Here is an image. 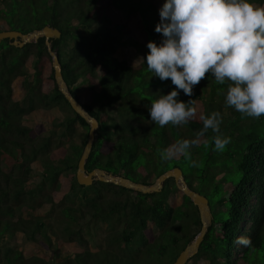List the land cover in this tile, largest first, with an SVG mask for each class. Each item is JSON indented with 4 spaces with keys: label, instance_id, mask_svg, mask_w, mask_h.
I'll list each match as a JSON object with an SVG mask.
<instances>
[{
    "label": "trees",
    "instance_id": "trees-1",
    "mask_svg": "<svg viewBox=\"0 0 264 264\" xmlns=\"http://www.w3.org/2000/svg\"><path fill=\"white\" fill-rule=\"evenodd\" d=\"M3 2L0 31L28 33L45 25L62 31L51 44L64 79L99 121L86 170L101 168L150 185L180 167L189 186L209 199L213 215L189 261L264 264V115L252 118L228 107L226 85L207 76L192 97L180 93L181 100L195 101L196 116L188 124L150 121L151 102L174 89L146 65L147 43L162 39L155 27L164 0ZM251 3L264 8V0ZM12 41L0 42V264H172L201 229L197 205L174 178L152 193L98 180L79 184L78 160L90 124L59 90L45 38L23 47ZM213 111L221 113L220 131L231 140L222 151L214 150L209 132L190 149L197 167L183 156L161 159L169 145L193 139L203 127L200 116ZM30 117L33 125L24 122ZM35 172L40 180L29 187ZM108 218L123 231L113 240L111 232L93 249L86 235ZM154 226L160 229L155 239ZM18 232L29 240L31 254L11 242ZM240 236L251 246L237 244Z\"/></svg>",
    "mask_w": 264,
    "mask_h": 264
},
{
    "label": "clouds",
    "instance_id": "clouds-1",
    "mask_svg": "<svg viewBox=\"0 0 264 264\" xmlns=\"http://www.w3.org/2000/svg\"><path fill=\"white\" fill-rule=\"evenodd\" d=\"M158 12L155 32L162 39L147 43L146 65L161 81L170 79L174 89L151 102L150 121L160 127L188 124L196 116L195 101L181 100L180 93L192 97L207 76L226 85L228 107L252 118L264 115V8L251 0H164ZM200 120L203 127L193 139L177 140L160 152L163 161L183 156L197 167L190 149L209 132L214 150L222 151L231 142L220 131L219 111L202 114ZM236 242L252 244L244 236Z\"/></svg>",
    "mask_w": 264,
    "mask_h": 264
},
{
    "label": "water",
    "instance_id": "water-1",
    "mask_svg": "<svg viewBox=\"0 0 264 264\" xmlns=\"http://www.w3.org/2000/svg\"><path fill=\"white\" fill-rule=\"evenodd\" d=\"M62 31L51 25H45L41 29H35L28 33H23L18 30H3L0 31V42L5 39H11L12 44L18 47H23L26 43L37 41L40 37H44L48 51L53 59V71L54 77L58 84L59 90L64 94L65 98L69 101L73 110L82 116L90 125L89 135L84 150L78 160V166L76 171L77 181L81 185L90 186L95 181L111 182L128 189L140 191L142 193L160 192L163 189L164 182L169 178H174L175 183L181 191H183L195 205H197L201 220V229L195 236L194 240L187 244V246L181 251L176 260L172 264H186L189 259L193 257L200 249V245L205 239L209 226L213 222V215L209 204V199L199 191L192 189L187 183L183 171L180 167H174L161 174L153 184H146L141 182L132 181L121 175H114L112 173L105 172L101 168H96L90 172L86 170V161L90 156V152L93 148V143L97 135V129L99 128L98 119L91 114L74 96L69 86L67 85L63 73L60 56L54 51L51 44L52 38H60Z\"/></svg>",
    "mask_w": 264,
    "mask_h": 264
},
{
    "label": "rangeland",
    "instance_id": "rangeland-1",
    "mask_svg": "<svg viewBox=\"0 0 264 264\" xmlns=\"http://www.w3.org/2000/svg\"><path fill=\"white\" fill-rule=\"evenodd\" d=\"M6 5L5 2L0 3V8L4 7ZM133 41V38L130 37H125V42L126 43H131ZM128 44V45H129ZM33 65L32 60H30V62L28 63V67H31ZM25 123H27L28 125H33L34 124V120L30 117V118H26ZM40 180L39 177V173L35 172L34 176H32V178H30V184L29 187L33 186L34 184H36L38 181ZM109 220H106V223H96L94 224V226L91 225L90 230H91V235H89L87 233V237L89 242L93 245V249H97V245L99 246V244H102L104 242V238L105 236L109 235L112 232V237L111 235H109V237H111V239L113 240L116 235V231H123L122 228H114V224H113V220L111 218H108ZM182 223V220H179L177 222L178 225H180ZM62 224L60 222H55V227L60 228ZM110 227H109V226ZM151 238L155 239L159 233H160V229L156 226L152 227L151 230ZM190 235L194 234L195 232H197V230L195 228H193L191 231H189ZM184 238L181 237V242L183 243ZM15 246H17V248L22 249L26 254H31V250H30V243L29 240L27 239L26 235L23 232H18L16 234V236L14 237V239L11 241ZM38 254L40 255L41 253L38 252ZM196 255V254H195ZM142 259H140L139 261H141ZM186 264H202L200 260L195 259V260H190L188 261V263Z\"/></svg>",
    "mask_w": 264,
    "mask_h": 264
}]
</instances>
